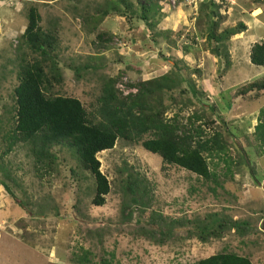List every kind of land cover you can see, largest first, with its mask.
I'll use <instances>...</instances> for the list:
<instances>
[{
  "label": "rangeland",
  "instance_id": "374dc122",
  "mask_svg": "<svg viewBox=\"0 0 264 264\" xmlns=\"http://www.w3.org/2000/svg\"><path fill=\"white\" fill-rule=\"evenodd\" d=\"M127 1L129 10L120 0H0V264H194L223 252L264 264V142L257 128L264 90L248 86L264 82V65L249 58L253 44L264 42V0ZM31 6L57 38L62 81L47 96L77 98L89 112L104 80L127 94L168 75L163 117L180 130L205 122L206 135L218 131L226 146L224 155L203 153L209 176L164 165L140 142L120 137L96 154L109 185L101 206L92 204L94 178L67 140L48 146L51 162L36 173L31 145L11 143L22 59L35 56L21 37ZM214 22L216 33L238 22L246 29L221 47L206 39ZM216 45L220 55L211 51ZM129 174L142 181L134 192ZM214 218L256 229L226 228L199 240L195 232L214 227ZM158 228L172 230L171 237L160 241Z\"/></svg>",
  "mask_w": 264,
  "mask_h": 264
},
{
  "label": "trees",
  "instance_id": "16d2710c",
  "mask_svg": "<svg viewBox=\"0 0 264 264\" xmlns=\"http://www.w3.org/2000/svg\"><path fill=\"white\" fill-rule=\"evenodd\" d=\"M127 10L131 7L127 0H120ZM141 19L146 20L145 12ZM40 14L31 6L27 13V25L22 39L35 56L31 60L22 59L19 72V84L15 88L16 128L11 143L27 142L31 145L36 173L51 162L49 147L59 140H67L68 147L78 157L81 165L94 178L95 191L92 204L101 206L109 191L106 176L100 171V162L96 154L113 147L117 138L140 142L141 146L157 154L164 165H177L197 175L207 178L209 170L203 153L219 156L225 153L226 146L218 131L205 133V122L197 127L189 126L188 130H180L176 122L163 117L162 91L166 82L172 81L168 75L139 82L133 86L135 91L122 94L113 86V80H104L93 110H85L77 98L56 96L50 93L54 83L62 81V74L55 60L57 38L40 26ZM246 26L238 22L234 27L216 33V23H212L207 31V42L213 41L221 47L231 36L243 32ZM212 53L221 54L218 45L212 47ZM250 63L255 66L264 65V42L254 43L250 49ZM78 73V69L76 71ZM192 92L196 90L189 82ZM249 90H264V82L253 81L248 84ZM157 96L158 99H154ZM213 111L214 108H210ZM199 118V117H198ZM221 119V118H220ZM260 123L257 126L264 142V106L260 109ZM224 123V120H221ZM150 135L143 138L144 135ZM9 151V150H8ZM244 158L248 157L243 152ZM255 178L254 168H249ZM142 181L133 174L127 178V187L134 192ZM145 188V187H144ZM11 197L14 195L5 186ZM143 192L146 190L143 189ZM214 227L202 225L196 232L198 239L205 241L211 236H218L226 228H235L239 232L256 229L247 221L225 220L214 218ZM264 226V221H263ZM157 232H152L151 236ZM193 233V232H190ZM172 230L158 228L159 240L171 237ZM87 252L82 258L87 259ZM113 257V254L111 255ZM89 264H91L89 262ZM100 264H117L112 258H102ZM194 264H252L248 258L234 253H217L201 258Z\"/></svg>",
  "mask_w": 264,
  "mask_h": 264
}]
</instances>
